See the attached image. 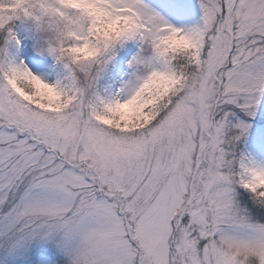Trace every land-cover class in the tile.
<instances>
[{
	"label": "snow or ice",
	"instance_id": "snow-or-ice-1",
	"mask_svg": "<svg viewBox=\"0 0 264 264\" xmlns=\"http://www.w3.org/2000/svg\"><path fill=\"white\" fill-rule=\"evenodd\" d=\"M0 264H264V0H0Z\"/></svg>",
	"mask_w": 264,
	"mask_h": 264
}]
</instances>
